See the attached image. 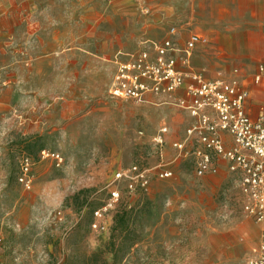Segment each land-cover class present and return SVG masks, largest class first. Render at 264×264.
Here are the masks:
<instances>
[{"label":"rangeland","instance_id":"rangeland-1","mask_svg":"<svg viewBox=\"0 0 264 264\" xmlns=\"http://www.w3.org/2000/svg\"><path fill=\"white\" fill-rule=\"evenodd\" d=\"M188 1L0 0V264H61L65 255L105 251L116 213L143 204V243L123 264H246L264 229L243 213L232 177L200 178L188 162L174 166L172 179H154L148 193L125 192L108 228H92L114 173L140 157L157 163L151 143L159 128L169 125L171 141L181 140L187 121L175 106L113 98L116 57L150 48L175 28L184 41L207 36L192 59L207 80L254 66L235 64L240 57L224 35L248 44L253 22H223L229 30L215 36L200 1L195 19L187 18ZM43 150L60 153L64 166L42 159ZM172 153L167 147L165 159ZM23 155L36 162L31 191L17 181Z\"/></svg>","mask_w":264,"mask_h":264},{"label":"built area","instance_id":"built-area-1","mask_svg":"<svg viewBox=\"0 0 264 264\" xmlns=\"http://www.w3.org/2000/svg\"><path fill=\"white\" fill-rule=\"evenodd\" d=\"M170 35L175 36L176 29H171ZM206 44L208 39L197 34L184 47L166 39L154 45L153 53L147 49L118 64L109 90L113 98L143 104L149 97L175 99L184 90V97L178 98L176 105L189 115L191 123L183 139L172 143L168 160L164 153L170 128L162 125L151 143V153L159 161L150 165L142 158L115 172L109 198L94 212V230L108 228L107 218L120 205L125 192L132 198L148 193L154 179H172L174 166L183 162L190 163L200 178L217 175L220 165L226 164L238 186L243 213L258 224L264 223V110L257 119L248 114L250 92L237 77L207 80L191 69L193 52ZM253 81L257 86L264 85V63ZM40 154L42 159L53 160L57 168L65 164L58 152L43 150ZM35 164L29 155L20 158L17 181L26 191L33 189ZM2 241L0 233V245ZM246 264H264V235Z\"/></svg>","mask_w":264,"mask_h":264},{"label":"crops","instance_id":"crops-1","mask_svg":"<svg viewBox=\"0 0 264 264\" xmlns=\"http://www.w3.org/2000/svg\"><path fill=\"white\" fill-rule=\"evenodd\" d=\"M153 1H155V0H153ZM196 1L197 0L188 1L189 14H187V18L189 20L195 19V14L193 13V10H194L195 6L197 5ZM198 1H200L199 6L204 12L205 21L215 23L214 27L213 26L210 27L211 30L212 29L215 30V34H214L215 36L219 35V33H220L219 31L221 29H223V27H224L222 24L223 22L224 23L225 22H241V21L246 20L249 22H253L256 26V29L253 32L250 31L248 33L249 34L248 41H247L248 44H246L245 41H242L240 39V37L235 36V35H231V33H228L227 31L229 30V28L227 26L224 27V29L227 30L226 31L227 33H224V35L226 37H228L229 39H231L233 44H235V47H236L235 53L237 55H239V57H240L239 60H237L235 64L242 66V65L247 64V63H252L254 65V66H251L247 69L235 68L230 74L225 75V77H229V78L237 77L238 79H240V81L243 83V85L248 89V91L250 92V98H249L247 105H246L247 112L253 119H257L259 117V115L261 114V112L264 110V85L257 86L254 84V81H253L254 75L256 74L259 65L264 63V0H198ZM238 1H247L246 6L241 8L239 6L240 4ZM158 2L159 1L156 2L157 5H158ZM171 3H174V6H175L176 1H172ZM155 15H156V17L157 16L165 17V15L161 12H157ZM222 16H224V17H222ZM245 16H247V19H245ZM232 31H233V29H232ZM232 31H229V32H232ZM194 34L201 35V36H204L207 38V36L205 34H202V33H191L189 35V37L184 41L182 38V35L179 32H176L175 36H171L170 31H169L168 37L165 38L164 40L173 39L179 47H184V45L186 44L188 39ZM208 34H209V36H212L211 35L212 33H210L209 31H208ZM252 34L254 35V41L253 42L251 39ZM164 40H162V41H164ZM182 41H184V43H182ZM161 42H158V43H161ZM211 43H213L211 47L213 49H216L217 47H216L215 38H214V41L212 40ZM155 44H157V43L154 42L152 44V47L144 48V49L140 50L139 52L126 53V54L120 53L119 56H117L115 61H114L115 68H114V74H113L111 85L113 83V79H114V76L117 72L118 64L120 62L127 61L131 57H133V56H135V55H137V54H139L142 51L147 50V49L151 50L153 53ZM204 47H205V45H200L195 49V51H197L201 48H204ZM194 52H193V54H194ZM192 59H193V55L191 58V66L190 67L194 71V69L192 68ZM180 68L182 70H187V68H185V67L180 66ZM111 85H110V88H111ZM184 95H185L184 90H182V91H179L175 95V99H171V98L155 99V98L149 97L147 99V101L143 103V105H145V104H152V105H157V106L171 105V106H175V107L179 108L178 105H176V101L178 98L184 97ZM180 110L187 117V121H185V131H184V135H185L186 129L189 126V124L191 123V118L182 109H180ZM163 125H167V124H163ZM167 126H169V125H167ZM169 128H170V126H169ZM170 132H171V128H170ZM176 141H178V140H176ZM173 142H175V141H171V137L168 136L165 149L167 147H170L172 150V143ZM142 158L143 157H140L138 159H142ZM220 168H221V171L217 175H221V174L225 173L227 176L231 177V175L227 172L226 164L222 163L220 165ZM122 169H125V168H122ZM119 170H121V169H119ZM217 175L206 176L204 178L214 177ZM260 225H261L260 228L264 229V223H262ZM252 249H251V251H252Z\"/></svg>","mask_w":264,"mask_h":264},{"label":"trees","instance_id":"trees-1","mask_svg":"<svg viewBox=\"0 0 264 264\" xmlns=\"http://www.w3.org/2000/svg\"><path fill=\"white\" fill-rule=\"evenodd\" d=\"M148 210V206L143 204L141 207L118 211L113 220L110 241L105 251H97L90 255L83 253L65 255L61 264H123L132 250L143 243V230L139 227L147 218ZM105 254L112 256L110 261L105 258Z\"/></svg>","mask_w":264,"mask_h":264}]
</instances>
